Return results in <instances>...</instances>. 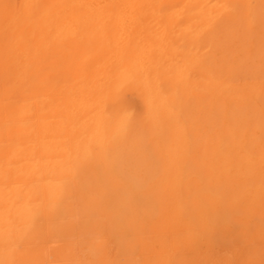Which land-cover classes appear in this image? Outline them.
Masks as SVG:
<instances>
[{"label": "rangeland", "instance_id": "1", "mask_svg": "<svg viewBox=\"0 0 264 264\" xmlns=\"http://www.w3.org/2000/svg\"><path fill=\"white\" fill-rule=\"evenodd\" d=\"M70 1L0 0V264H264V0Z\"/></svg>", "mask_w": 264, "mask_h": 264}, {"label": "bare ground", "instance_id": "2", "mask_svg": "<svg viewBox=\"0 0 264 264\" xmlns=\"http://www.w3.org/2000/svg\"><path fill=\"white\" fill-rule=\"evenodd\" d=\"M198 1L201 2L200 4H203V3H205L206 0H198ZM241 1L245 2V4L248 7L252 6L251 5L252 4V0H241ZM69 3H71L70 10L75 14V16H78V18L79 17L83 18L84 20H86L85 22H89L90 20H93L95 18L96 20H98L97 23H96V24H98L100 19L103 18V17H107L109 15V12H110V10L107 9V7H105L102 4H100L98 0H71ZM123 6H125V5H123ZM202 6L206 8L205 11H204L205 13L203 14L204 15L203 17L205 19V24L206 25L211 23V21L215 17L219 16L220 13L218 11H216V10H213L212 6L207 7L206 4H203ZM222 9H223L222 13H224V12L228 13L229 12V10L227 8H222ZM195 33H197V32H195ZM106 54H107V52H106ZM143 71H144L143 68L140 69L138 72L130 71V73L128 74L127 77H128L129 80L131 79L134 82L145 84L146 77H145V73ZM240 217H242V216H240Z\"/></svg>", "mask_w": 264, "mask_h": 264}]
</instances>
